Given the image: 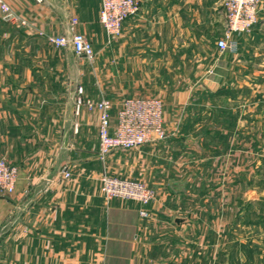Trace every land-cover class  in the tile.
Segmentation results:
<instances>
[{
  "label": "crops",
  "instance_id": "0c3cea01",
  "mask_svg": "<svg viewBox=\"0 0 264 264\" xmlns=\"http://www.w3.org/2000/svg\"><path fill=\"white\" fill-rule=\"evenodd\" d=\"M5 1L0 158L18 179L0 195V264H264V2L238 50L221 53L224 0H137L114 46L101 0ZM71 28L100 63L49 43ZM79 86L110 98L114 118L124 98L158 95L174 137L102 161ZM104 168L146 182L155 200L107 201Z\"/></svg>",
  "mask_w": 264,
  "mask_h": 264
},
{
  "label": "built area",
  "instance_id": "2783aa9c",
  "mask_svg": "<svg viewBox=\"0 0 264 264\" xmlns=\"http://www.w3.org/2000/svg\"><path fill=\"white\" fill-rule=\"evenodd\" d=\"M226 28L217 39L221 53L236 52L239 42L236 34H249L259 21L262 0H224ZM140 8L137 0H101L100 21L103 24L107 42L112 44L122 33L123 23ZM0 14L3 18L14 16L12 8L5 0H0ZM26 24L25 21H21ZM77 23L73 18L72 26ZM50 44L56 47H71L80 56L90 62L96 58L92 42L83 33L71 28L70 33L48 36ZM77 112L85 107L98 113L99 158L106 160L112 150L133 149L148 143L164 140L168 133L164 127L163 101L158 96L126 97L122 100L113 117L114 102L102 96L95 99L85 95L84 88L78 87L75 98ZM71 172H64L65 178H71ZM18 179V169L6 158H0V195L14 193ZM101 191L107 201L119 197L138 201L146 207L156 198L155 190L144 181L127 176L111 174L104 168L101 176ZM141 215L148 216L145 209ZM14 264V263H10Z\"/></svg>",
  "mask_w": 264,
  "mask_h": 264
},
{
  "label": "rangeland",
  "instance_id": "374dc122",
  "mask_svg": "<svg viewBox=\"0 0 264 264\" xmlns=\"http://www.w3.org/2000/svg\"><path fill=\"white\" fill-rule=\"evenodd\" d=\"M262 2H264V0H262ZM113 44V46H114V42L112 43ZM114 61V60H113ZM88 62H90L89 60H88ZM101 61H100V59L99 58H95V60L94 61H92V63H96V64H98V63H100ZM77 90H78V88H77ZM77 90H76V95H77ZM76 95H75V98H76ZM156 96H158V95H156ZM159 97V96H158ZM174 136H170L169 134H168V137L166 138V139H164V140H161V141H158V142H162V141H165V140H168L169 138H173ZM155 143V142H154ZM141 147V146H140ZM140 147H138V148H140ZM138 148H133V149H120V148H117V149H114V150H112V152H114V153H116V154H118V155H123L124 157H130V156H132V154H133V152H134V150H136V149H138ZM111 152V153H112ZM110 153V154H111ZM108 156L109 155H107L106 156V162L108 161ZM142 167L143 166H140L139 168L138 167H136L135 168V171H137V170H139V171H141L142 170ZM146 170V169H145ZM145 173V172H144ZM131 176H133V175H131ZM146 183V182H145ZM147 184V183H146ZM148 185V184H147Z\"/></svg>",
  "mask_w": 264,
  "mask_h": 264
},
{
  "label": "water",
  "instance_id": "95a60500",
  "mask_svg": "<svg viewBox=\"0 0 264 264\" xmlns=\"http://www.w3.org/2000/svg\"><path fill=\"white\" fill-rule=\"evenodd\" d=\"M178 220H181V219H178Z\"/></svg>",
  "mask_w": 264,
  "mask_h": 264
}]
</instances>
